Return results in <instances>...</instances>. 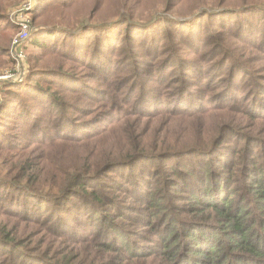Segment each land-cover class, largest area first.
I'll list each match as a JSON object with an SVG mask.
<instances>
[{"label": "trees", "instance_id": "16d2710c", "mask_svg": "<svg viewBox=\"0 0 264 264\" xmlns=\"http://www.w3.org/2000/svg\"><path fill=\"white\" fill-rule=\"evenodd\" d=\"M166 1L181 8L189 0ZM42 3L40 13L47 0ZM1 9L0 5V18ZM114 20L116 17L101 20L80 32L39 24L28 40L32 47L49 50L55 48L56 41L66 39L65 49L59 47L61 52L67 49L68 56L91 71L78 75L63 67L31 66L22 81L5 86L22 94L12 100L7 94L0 100V152H16L12 167L5 168L4 162L0 167V216L13 213L16 217L14 233L2 228L0 221V250L7 249L16 257V264H128L131 259H140L138 250L145 251L146 247L119 244V236H111L112 227L118 224L115 211L129 200L116 193L126 194L131 186L143 201L142 207L148 212L145 222L150 227L155 225L153 220L169 221L165 226L168 230L172 224H181L176 232L167 233L165 241L170 239L162 243L167 249L161 256L168 259L167 264H264V127L257 122L264 120V87H256L254 95L258 93L256 97L261 98L253 105H241V110L254 119L251 129L224 127L212 134L209 118L225 109L218 98L206 100L195 89L181 91L176 97L167 91L162 97L147 84L148 67L155 61L144 66L134 63L133 73L120 78L131 63L114 65L109 51L118 56V50L126 53V48L118 43L108 50L103 40H83L81 35L89 28L107 34ZM125 23L142 24L129 19ZM124 37L121 35L120 40ZM6 50L0 44V53ZM133 58L131 61L138 63ZM214 65H204L197 75L186 62L179 70L191 71L184 74L188 83L199 80L211 92L208 88L213 79L206 73ZM94 77L98 85L91 81ZM133 78L137 85L131 82ZM111 87L124 91L115 96ZM222 90L220 97L224 98L233 88ZM149 96L150 101H146ZM243 99L239 96L240 101ZM199 107L201 111H197ZM167 108L176 111L170 115L188 121L181 129L168 124L152 133L151 120L157 117L154 109ZM92 115L94 124L89 118ZM85 118L91 124H84ZM195 118L197 122L192 121ZM10 125L15 127L13 132L8 130ZM229 136L234 139L227 142ZM34 138L49 144L37 147ZM108 172L121 173L122 181H106L112 180ZM162 200L172 203L163 207L166 204ZM131 206L136 210V205ZM98 221L103 233L90 236L81 232ZM27 223L51 228L56 241L50 252L42 237L34 234L36 229H22ZM60 233L66 243L76 246L75 255L65 248ZM150 253L155 256L152 264H156L157 253Z\"/></svg>", "mask_w": 264, "mask_h": 264}, {"label": "rangeland", "instance_id": "374dc122", "mask_svg": "<svg viewBox=\"0 0 264 264\" xmlns=\"http://www.w3.org/2000/svg\"><path fill=\"white\" fill-rule=\"evenodd\" d=\"M26 1L0 0L1 10L4 11L0 18V37H2L0 44L7 49L6 52L0 53V100L7 94L10 95L11 100L22 94L17 90H6L7 87L5 86L22 81L30 72L31 66L41 67V69L54 67L55 70H61L63 67L78 75L87 74L91 71L78 60L68 56L69 51L67 49L66 53L61 52L59 47L65 49L66 39L64 42L56 41L53 46L55 48L49 50L32 47V43L27 42L30 46L25 48L23 62L20 68L16 70L11 47L20 28L14 20L15 12L17 17L19 10L26 9ZM63 3L65 6H62ZM219 3L227 5L216 6ZM42 6V0H37L28 10L32 19L31 38L39 24H44L43 26L46 28H51L47 24H55L63 26L64 30L71 29L80 32L93 23L116 17L113 28L107 29V34H103V30L96 32L89 28L81 36H84L83 40H103V45L108 50L111 48H109L111 44L118 43L126 48V53L118 50V56H113L111 50L109 51V58H112L111 62L114 65L123 66L126 63H131L120 74V78L133 73L134 63L136 66H144L155 61L154 65L148 67L149 82L147 84L154 88L157 93L159 92L162 97L166 95L167 91H171V97L173 95L176 97V94L181 91L195 89L198 94L205 96L206 100L214 98L220 100L219 105H223L225 109L212 113L209 118L212 134H217L224 127L229 130L251 129L254 119H251L250 116L252 115L241 110V105H253L258 101L256 98H261L256 97L259 96L258 93L254 95L256 87H264V0H219L216 2L214 0H189L188 3L184 2L181 8L174 7V4L168 3L166 0H47L45 7L47 11L44 12V9L40 13ZM233 6H237V8H232ZM128 19L130 21L136 20L142 24L141 26L132 23L127 24L125 21ZM12 24L16 27H13ZM42 33L46 35L47 32ZM121 35L125 36L122 40H120ZM102 37L104 39H101ZM204 52L207 54H203ZM133 55L138 63L131 61L134 60ZM158 56L160 57L158 58ZM162 60L166 62L160 65ZM177 61L180 64L186 62V65L191 67L195 75L200 72L204 65L214 63L215 65L206 73L207 77L213 79L208 88L211 92H208L199 80L194 79L195 82L188 83L189 80L184 74L191 71L179 70L180 64L177 66L172 64ZM100 62H104L103 59ZM8 73L14 75L9 77L7 76ZM232 78L235 79V82L232 81ZM91 81L99 84L96 77ZM131 82L137 85L136 79L133 78ZM230 86L233 90L229 96L220 97L221 89L224 92ZM110 90L115 96H119V93L124 91L116 92L112 87ZM150 93L152 94V92ZM239 96L242 99L244 97V99L240 101ZM126 98L127 102L130 103V97ZM150 98L151 96L146 97V101H150ZM88 103L91 104L92 101ZM247 106L245 111L248 110ZM209 107L211 106H205V108ZM154 110L153 113L157 114V117L151 120L152 133L155 128L168 124H171L173 128L181 129L188 121L170 115L176 111L169 108L166 111ZM201 110L202 108L199 107L197 111ZM89 118H92V121L85 118L84 124H94V116ZM90 121L91 123H89ZM192 121L197 122L196 118ZM236 122L241 123V126H237ZM257 122L260 123V128L264 127V120L258 119ZM12 129L15 127L8 126L9 131L13 132ZM233 139L232 136H229L226 141L229 142ZM34 141L37 147H47L49 144V141L45 139L34 138ZM108 141L112 142L113 138ZM52 152L54 151L49 152V154ZM15 155L16 152L3 149L0 152V167H2V162L5 163V168L12 167L16 162ZM108 173L112 175L110 176L112 180L106 178V181L119 183L123 179L119 172ZM158 189L161 190L159 186ZM116 196L129 197V200L124 201L126 204L123 206L124 208L115 211L114 221L118 224L112 227L111 236L116 237L118 235L119 244L124 245L125 242H130L135 245L140 243L146 247L145 251L138 250L142 258L131 259L129 263L152 264L151 259H154L155 256L152 254L153 252H150L154 250L157 253L156 264H167L168 259L161 256V253H165L167 249L166 245L162 243H167L170 238L165 241L166 234L176 232L181 224H172V230H168V227H165L169 224L168 220H166L168 224L163 220L160 222L153 220L155 225L150 227L145 222L148 212L144 211L142 207L143 201L137 198L131 186H128L126 194L117 191ZM162 201L166 204L163 207H169L172 203L171 201ZM176 201H179L178 203L190 202ZM131 204L136 205V210L132 208ZM165 210L162 208V211ZM0 221L2 228L10 230L12 233L16 232V217L13 213L1 215ZM18 222L22 223L21 220ZM112 223L106 228H110ZM99 225L101 224L98 221L96 226H90L88 230H81V232L90 234V236L95 235V233H103L104 231L99 230ZM32 228L36 229L34 234L39 235L38 238L42 237V241L46 243L45 247L50 252L56 241V237L52 236L51 228L48 226L37 228L36 225L30 223L22 225L23 230L31 231ZM184 230L186 231V228ZM60 236L63 237L62 242L65 248L75 255L77 253L76 246L66 243L62 233L59 234ZM159 242L161 243L159 244ZM113 254L115 255V253ZM73 261L77 263L79 260L74 259ZM0 264H16V257L9 254L7 249H2L0 250Z\"/></svg>", "mask_w": 264, "mask_h": 264}, {"label": "built area", "instance_id": "2783aa9c", "mask_svg": "<svg viewBox=\"0 0 264 264\" xmlns=\"http://www.w3.org/2000/svg\"><path fill=\"white\" fill-rule=\"evenodd\" d=\"M37 0H27L26 1V9L19 10L15 12V22L19 25V31L17 35L13 39L12 43V56L16 64V70H18L23 62L25 55L26 44L31 36V27H32V19L30 17V11H28ZM13 73H8L7 76L12 77ZM5 76V77H7Z\"/></svg>", "mask_w": 264, "mask_h": 264}]
</instances>
